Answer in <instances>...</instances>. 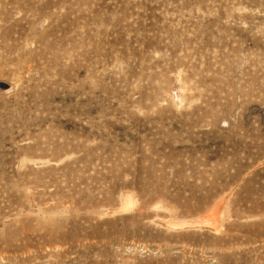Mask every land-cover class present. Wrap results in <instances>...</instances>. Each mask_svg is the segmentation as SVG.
Listing matches in <instances>:
<instances>
[{
  "label": "rangeland",
  "instance_id": "obj_1",
  "mask_svg": "<svg viewBox=\"0 0 264 264\" xmlns=\"http://www.w3.org/2000/svg\"><path fill=\"white\" fill-rule=\"evenodd\" d=\"M0 264H264V0H0Z\"/></svg>",
  "mask_w": 264,
  "mask_h": 264
}]
</instances>
